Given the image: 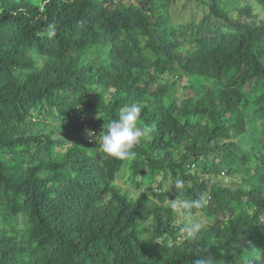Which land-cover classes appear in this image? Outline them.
<instances>
[{
	"label": "trees",
	"instance_id": "trees-1",
	"mask_svg": "<svg viewBox=\"0 0 264 264\" xmlns=\"http://www.w3.org/2000/svg\"><path fill=\"white\" fill-rule=\"evenodd\" d=\"M174 1L0 0V264H264V18L189 0L200 18L174 20ZM132 104L155 130L109 157L99 135ZM123 167L161 204L121 193ZM202 194L188 237L169 199Z\"/></svg>",
	"mask_w": 264,
	"mask_h": 264
},
{
	"label": "clouds",
	"instance_id": "clouds-1",
	"mask_svg": "<svg viewBox=\"0 0 264 264\" xmlns=\"http://www.w3.org/2000/svg\"><path fill=\"white\" fill-rule=\"evenodd\" d=\"M51 36L55 35L53 29ZM142 109L135 105H129L122 109L115 119H111L107 123V130L100 134V149L109 157L118 160H131L135 157L134 149L141 143L143 138L150 137L154 132L153 125L143 124L140 119ZM104 127V126H103ZM88 135L94 136L95 133L89 131ZM175 187L183 189L185 181L183 179H175ZM208 201L202 194L195 199H180L176 197L169 199V206L172 210L183 215L185 223L179 229L188 237H195L202 228L201 222H198L193 216V210L203 209ZM198 264H217L211 256H205Z\"/></svg>",
	"mask_w": 264,
	"mask_h": 264
},
{
	"label": "rangeland",
	"instance_id": "rangeland-1",
	"mask_svg": "<svg viewBox=\"0 0 264 264\" xmlns=\"http://www.w3.org/2000/svg\"><path fill=\"white\" fill-rule=\"evenodd\" d=\"M127 3H134L136 0H124ZM226 1V0H223ZM231 5H245V4H250L251 7L253 8V11L255 14L258 15L259 19H263L264 18V10L259 7L255 0H227ZM206 9V8H204ZM169 12L172 15V18L174 20H186L189 16H195L196 18H200V15L202 13V9L201 7H197L195 5V2L193 1H189V0H175L172 5L169 7ZM167 83H170L172 81L177 80L176 76L173 77H167ZM165 82V81H164ZM56 125V124H55ZM54 125V129L56 131V133L59 131V127ZM53 126V125H52ZM52 126H49L48 129H50ZM45 129V128H44ZM45 131H47L45 129ZM95 133V132H93ZM83 135L86 137L88 134L83 133ZM252 135H254L255 137H257V135L254 133H252ZM251 136V135H249ZM89 139H94V141L98 138V132L95 133L94 136H89ZM68 142H72L71 139L67 138ZM251 144H254L256 146H259L261 144H263V141L260 140H252ZM206 179H211V181L213 182H218L219 184L223 185V186H228L231 187L232 189H235L237 187H239L240 185L242 186H246L243 182L241 183V176L240 175H235V176H227V175H222L220 174V176H212L211 178H206ZM140 179L137 178L135 180H131L128 179L127 176V170L125 167L122 168V170L117 174L116 176V180H115V184L118 187L119 191L125 195H127L129 198L132 199H137L142 192L146 193L148 198H149V206L153 207L156 205H160L161 204V199H163L162 194L163 192H161L158 188L156 187H148L146 188L145 186H138ZM156 185V184H155ZM167 188H170L169 183H164V187L162 189V191H165ZM162 194H161V193ZM184 199V198H181ZM186 199V198H185ZM167 201L164 202L162 205H166ZM178 215V219H177V223H185L184 217L183 215H181L180 213L177 212ZM193 216L194 218L198 221L201 222V224L204 223V219H203V214L199 213V212H193ZM150 232V228H148V230H146L145 232V236H147Z\"/></svg>",
	"mask_w": 264,
	"mask_h": 264
}]
</instances>
